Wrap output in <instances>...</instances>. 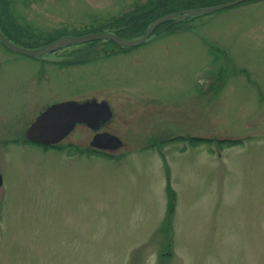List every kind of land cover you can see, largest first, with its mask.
<instances>
[{
  "label": "rangeland",
  "instance_id": "374dc122",
  "mask_svg": "<svg viewBox=\"0 0 264 264\" xmlns=\"http://www.w3.org/2000/svg\"><path fill=\"white\" fill-rule=\"evenodd\" d=\"M11 1L56 32L132 42L149 28L109 26L149 0ZM8 8L0 29L34 46ZM62 47L33 58L0 41V264H264V0L176 15L138 46ZM85 98L112 106L101 130L123 145L109 158L15 142L43 106ZM93 135L79 125L62 143L88 148ZM184 135L245 140H170Z\"/></svg>",
  "mask_w": 264,
  "mask_h": 264
},
{
  "label": "water",
  "instance_id": "95a60500",
  "mask_svg": "<svg viewBox=\"0 0 264 264\" xmlns=\"http://www.w3.org/2000/svg\"><path fill=\"white\" fill-rule=\"evenodd\" d=\"M243 1L246 0H229L208 7L191 8L179 12L165 14L152 22L148 28V31L142 37L138 38L137 40H133L132 42H128L114 33L105 31L90 33L83 36H66L53 43H49L35 49L21 47L12 43L1 30L0 39L9 49L28 55H40L48 50L56 48L63 43H66V41L83 42L99 38H110L117 43L133 46L142 43L151 34L154 28L160 22L166 19L186 13L194 15L211 12L238 4ZM113 115L114 111L106 99H70L57 102L42 112L27 129L26 135L28 138L38 142L55 143L67 136L78 123L85 124L93 130H98L102 125L107 124L112 119ZM91 144L99 148H109L115 150L123 145V141L120 137L115 136L108 131H103L97 132L94 135ZM1 182L2 178L0 175V185Z\"/></svg>",
  "mask_w": 264,
  "mask_h": 264
},
{
  "label": "trees",
  "instance_id": "16d2710c",
  "mask_svg": "<svg viewBox=\"0 0 264 264\" xmlns=\"http://www.w3.org/2000/svg\"><path fill=\"white\" fill-rule=\"evenodd\" d=\"M5 6L6 9L9 5L14 4L11 0H0ZM212 2V1H211ZM213 3V2H212ZM208 5L205 0H149L148 3H144L142 5L134 7L133 11L125 15L123 17H119L114 19L113 22L110 23L109 26H117L118 21L121 23L122 26L124 25V21L130 23L129 25L131 28L135 29L136 31L144 30L148 25L164 14L192 8V7H201ZM9 9V8H8ZM10 11V9H9ZM27 21L24 19V16L19 13V11H10V17H8V27L12 29L11 32L17 34L19 33L23 38L27 40L25 43H35L39 42V40H35L36 32L32 31V28L29 29L25 26ZM128 25H126L127 28ZM61 31L56 32L55 34L48 37L49 39H53L56 37L57 34H60ZM118 33V32H117ZM138 33V32H137ZM32 41V42H31ZM175 138L181 139L182 141H186L191 146H197L200 144H208L213 145L216 144L218 148L223 149L225 147H232L238 144L243 143L245 140L241 137H208V136H178L171 138L173 140ZM56 148L68 150L69 154H83L86 152L87 149H80V147L74 144H67V146H56ZM185 150V147L183 148ZM90 155H100L105 157H110L109 153L101 152L94 149H89ZM173 203L170 204V211L172 210Z\"/></svg>",
  "mask_w": 264,
  "mask_h": 264
},
{
  "label": "flooded vegetation",
  "instance_id": "af4514ba",
  "mask_svg": "<svg viewBox=\"0 0 264 264\" xmlns=\"http://www.w3.org/2000/svg\"><path fill=\"white\" fill-rule=\"evenodd\" d=\"M27 22L25 23V26L29 29L30 27L32 28V31L33 32H36V38L35 40H39V42H35V43H26L28 45H34V46H27V47H30V48H35V47H40L42 45H46V44H49V43H53L54 41L58 40L59 38H61L62 36L66 35V34H57L55 38L53 39H49L48 37H50L51 35L55 34L56 33V27H53L52 29H42V28H39L37 26H34L30 23V21L27 19V18H24ZM29 41V40H28ZM38 44V45H37ZM26 46V45H24ZM59 49H63V47H57L55 49H52L50 51H48V54L49 53H52V52H55ZM47 55V54H46ZM45 57L44 55L41 56V57H33V58H43ZM53 102L43 106L39 112H37L35 114V117L31 118V120L29 119H26V121L28 122L27 125L25 126L24 128V131L22 132V135L21 137L19 138H15V142L18 144V145H24V144H35V145H39L41 146L43 149L45 150H49V149H53L55 148L56 146L54 145H48V146H45V144H39V143H36L34 141H31L27 138L26 136V130H27V127L30 126V124L35 120V118L41 113L43 112L49 105H51ZM2 179H3V176H2Z\"/></svg>",
  "mask_w": 264,
  "mask_h": 264
},
{
  "label": "bare ground",
  "instance_id": "6f19581e",
  "mask_svg": "<svg viewBox=\"0 0 264 264\" xmlns=\"http://www.w3.org/2000/svg\"><path fill=\"white\" fill-rule=\"evenodd\" d=\"M91 129V128H90ZM92 131H100V128L98 129V130H93V129H91ZM110 133H112L113 135H115V136H118L117 134H115V133H113V132H111V131H109ZM119 137V136H118ZM108 150H111V151H113L112 149H109L108 148ZM85 156H90V151H89V149H87L86 150V152H85Z\"/></svg>",
  "mask_w": 264,
  "mask_h": 264
}]
</instances>
